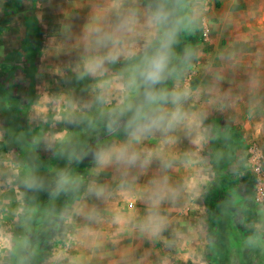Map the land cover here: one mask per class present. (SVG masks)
<instances>
[{
	"label": "rangeland",
	"instance_id": "rangeland-1",
	"mask_svg": "<svg viewBox=\"0 0 264 264\" xmlns=\"http://www.w3.org/2000/svg\"><path fill=\"white\" fill-rule=\"evenodd\" d=\"M166 8L160 25L167 24L168 32H161L159 43L127 59L110 60L102 54L101 59L88 60V48L82 59L52 58L57 46L50 40L56 33L51 24L45 30L34 28L29 46L1 55L0 264H260L255 254L234 246L235 236L226 228L217 232L214 220L201 227L202 211L188 208L184 200L200 191L212 209L241 210L249 223L239 217L235 221L251 238L256 236L264 205L250 204V189L238 176L249 147L264 148V124L225 125L219 138L202 141L206 159L175 156L169 140L165 144L170 151L160 154L159 142L151 137L140 158L143 169L126 179L129 170L121 159L134 162L140 155L125 148L137 143L139 130L151 124L156 107L169 120L176 109L168 102H200L209 89L216 90L215 85L201 90L203 68L230 67L227 58L247 48L256 55L257 68L264 69V16L255 30L218 28L209 45L193 42L188 32L192 38L186 40L182 15ZM48 16L55 19L52 13ZM4 26L0 22V39ZM168 34L162 79L146 82L141 72ZM233 35L240 39L232 40ZM248 37L254 39L251 46L241 41ZM149 93L163 98L149 101ZM145 105L154 107L146 112ZM200 141H192L193 149L200 148ZM100 153L107 155V162L98 159ZM206 162L208 180L184 179L190 172L199 175L196 167ZM185 166H191L186 173ZM175 167L182 168L178 184L173 180ZM136 174L144 176L139 188ZM160 176L159 206L155 186ZM221 242L229 245L224 254Z\"/></svg>",
	"mask_w": 264,
	"mask_h": 264
},
{
	"label": "crops",
	"instance_id": "crops-1",
	"mask_svg": "<svg viewBox=\"0 0 264 264\" xmlns=\"http://www.w3.org/2000/svg\"><path fill=\"white\" fill-rule=\"evenodd\" d=\"M166 1L168 2L165 3ZM166 1L0 0V22L5 25L6 33L0 39V61L2 54H9L22 45L29 46L32 42V39H29L30 33L34 28L45 30L50 28V24L52 28L56 29L54 37L50 38V40H53V44L57 46L54 50L55 53H52L55 56L52 58L71 61L82 59L81 54L85 52L86 55H90L84 57L88 60L101 59L102 54L106 55L104 56L106 59L123 60L153 46L155 42L159 43L158 39L161 32H163L164 36L168 32V26L163 24L166 26L162 27L160 21H157L155 17L157 13H163L164 15L166 7L169 6L172 7L173 11L175 10L182 15L181 33L185 39L187 37L186 40L192 38L187 35L186 30L189 28L196 32L206 30L207 43L209 45L215 42L217 38L215 31L218 28L255 30L258 28V19L264 16V0ZM50 13L54 14L55 19L49 20L48 14ZM235 33L241 34V32L237 31ZM231 37L235 41L240 39L237 38V35ZM252 40L254 39L248 37L242 38L241 41L251 46L253 45ZM80 46H83L82 50H80ZM85 48H88V50L82 52L86 50ZM246 49L236 52L230 58H227L232 65L230 67L213 68L207 66L202 69L201 77L203 82L201 90L204 88L208 89L213 85L216 88V90L209 89L205 94L204 100L200 102L171 101L167 103L171 109L175 108V112H178L180 116L178 120L172 123L171 127L168 126V123L172 117L170 116L169 120H166L165 116L167 113L159 111L158 107H156L151 120H158V124L152 125L148 130L145 126L141 127L144 130L137 128L141 132L137 134V143H132L125 148L127 152H129V147L130 150L134 151L132 154L140 155V157H135L136 161L134 162H127L126 156H124L125 159L124 157L121 159L123 161L122 166L129 170L126 174L130 178L127 177V180L133 177L130 173H140L141 169H143L139 162L144 155L145 142L151 137L155 143L159 142L158 149L161 151L160 154H164L166 149L170 151V147H166L165 144L166 140H169L173 142L175 156L179 154L206 159L209 155L205 152L206 149H204L202 141H209V138L212 137L219 138L220 132L225 125L247 126L264 124V69L257 68L255 63L256 55L252 51H246ZM66 50H68V53L63 52ZM35 55V57L37 55L44 57L42 54ZM163 86L162 84V88L158 92H163ZM153 105H145L144 110L148 112L150 108L154 107ZM173 105L175 107H172ZM133 107L129 109L132 110ZM160 117L164 119L159 120ZM193 120H196V123ZM192 141H200V148L198 146L193 149ZM171 142H169V146H171ZM257 145L262 148L261 145ZM161 146L162 148H160ZM262 149L264 150V148ZM208 167L209 164L206 162L204 167H196L195 173L198 172L199 175L195 176V174L192 175L190 172L184 179L189 183H198V179L206 181L209 178L207 175ZM189 169H191V166H185L184 172L186 173ZM175 170H178V172L177 177H174L173 180H176L175 183L178 184L183 179L178 175L182 168L175 167ZM143 177L141 174H136L134 180L137 188L141 186ZM158 180L159 184L155 186V201L160 206L161 176L158 177ZM173 194L176 195V204H179L180 193L176 189ZM193 196L192 198L189 195V198H186L184 203L190 209L202 211V215L198 218L202 222L200 224L201 227L209 219L211 222L214 220L212 224L216 225L217 232H221V230H224L222 228H226L227 233L235 236L234 241L236 243L234 246H240L243 251L255 254L260 264H264V210H260L263 225L258 226L260 228L257 235L251 238V236L246 234L245 226L238 225L235 221V218L239 217L238 220L241 219V221L249 223L245 219L248 216L244 215L243 211L212 209L211 200H203L200 191ZM210 209L213 210V218H209ZM107 212L109 211L107 210ZM9 217L11 218V216ZM0 244V254H2L4 245L1 242ZM224 246L229 245L221 242L219 251L223 254Z\"/></svg>",
	"mask_w": 264,
	"mask_h": 264
},
{
	"label": "built area",
	"instance_id": "built-area-1",
	"mask_svg": "<svg viewBox=\"0 0 264 264\" xmlns=\"http://www.w3.org/2000/svg\"><path fill=\"white\" fill-rule=\"evenodd\" d=\"M187 32L193 37V42L207 43L206 30L196 32L189 28ZM238 182L246 184L250 189V204L255 207L264 205V150L257 144L251 145L247 150L244 170L238 176Z\"/></svg>",
	"mask_w": 264,
	"mask_h": 264
},
{
	"label": "clouds",
	"instance_id": "clouds-1",
	"mask_svg": "<svg viewBox=\"0 0 264 264\" xmlns=\"http://www.w3.org/2000/svg\"><path fill=\"white\" fill-rule=\"evenodd\" d=\"M166 17L163 13H157L155 19L157 21H163ZM171 43V34H168L167 41L162 45L161 50L154 56L151 60L147 61L146 68L141 72V76L144 78L146 82H151L152 84L158 83L162 79V74L166 69L167 61H168V53L167 49ZM163 97H157L151 93L148 94L149 101H155L157 99H162ZM180 118L178 112H174L172 114L171 120H169L168 126L171 127L172 123ZM163 117H160L159 120H163ZM158 120H153L150 125H146L145 127H151L152 125L158 124ZM98 159L105 163L107 162V155L105 153L98 154ZM135 159V157H133Z\"/></svg>",
	"mask_w": 264,
	"mask_h": 264
}]
</instances>
